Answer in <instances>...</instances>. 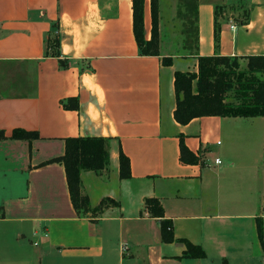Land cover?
Returning <instances> with one entry per match:
<instances>
[{
  "label": "crops",
  "instance_id": "1",
  "mask_svg": "<svg viewBox=\"0 0 264 264\" xmlns=\"http://www.w3.org/2000/svg\"><path fill=\"white\" fill-rule=\"evenodd\" d=\"M181 3L156 0L159 56H142L132 0H0V264H264V118L175 122L174 74H197L184 47L192 18L179 17ZM196 9L199 56L242 64L264 56V0H196ZM53 26L59 58L44 55ZM151 29L144 0L145 41ZM69 99L77 110L63 107ZM14 130L39 139L11 140ZM244 136L255 147H239ZM79 137L110 141L107 172L80 174L91 208L116 203L95 216H77L61 163L42 166ZM181 140L198 164L180 162ZM120 152L128 179L119 176ZM145 199L160 203L174 242L162 241L160 221L142 211ZM177 240L205 258L184 257Z\"/></svg>",
  "mask_w": 264,
  "mask_h": 264
},
{
  "label": "trees",
  "instance_id": "2",
  "mask_svg": "<svg viewBox=\"0 0 264 264\" xmlns=\"http://www.w3.org/2000/svg\"><path fill=\"white\" fill-rule=\"evenodd\" d=\"M143 3L144 0H132L133 35L140 55L159 56L157 53V5L156 0H150L151 5V38L144 39L143 31ZM180 18H192L186 28L187 39L184 47L189 56L197 60V74H174L175 110L173 118L176 123L186 125L191 120L200 117L219 118H264V56H249L243 58V67L239 59L227 57H201L197 52V9L196 0L182 1L178 12ZM194 47H190V39ZM217 33L215 42L217 43ZM46 57L59 58V35L57 29L46 34ZM60 67L67 68L65 61L60 60ZM164 66L171 65L170 58H163ZM195 82V88L193 83ZM70 104L62 105L65 109H78L77 100L69 99ZM4 133L0 131V141L5 140ZM11 140L32 142L38 140L35 132L14 130ZM109 139L108 138H68L64 140V154L52 159L42 166L61 163L64 167L68 194L74 211L79 217L95 216L105 206H115L116 203L109 199L103 200L96 208H91L80 183V174L91 171L97 175H104L109 164ZM180 162L185 165L198 164V158L190 153L180 141ZM119 176L121 179L130 178L129 160L119 153ZM148 211L152 218L160 221L161 238L164 243L174 242L172 225L164 220L160 203L156 199H145L142 211ZM257 233L264 253V236L260 220H257ZM185 245L183 256L190 259L205 258L204 251L185 240H177Z\"/></svg>",
  "mask_w": 264,
  "mask_h": 264
},
{
  "label": "rangeland",
  "instance_id": "3",
  "mask_svg": "<svg viewBox=\"0 0 264 264\" xmlns=\"http://www.w3.org/2000/svg\"><path fill=\"white\" fill-rule=\"evenodd\" d=\"M182 1H184V0H182ZM189 39H190V47L193 48L194 47V43H193V41H191V36L189 37ZM240 64H241V67H243V64L242 63H240ZM250 127H251L250 124H242V128H248L249 129ZM257 128H259V127H257ZM251 140H253L252 137H251ZM251 140H249V138L245 137V136L241 137L239 142H238V145H239V147H255L256 142L254 143V141H251ZM257 147H259V142H258ZM262 186L263 185L260 184V182L259 183H255V185H252V189H255V191H257L258 194H256L257 195V199L255 201H251V202H256L257 204L259 203V192L262 190ZM245 200L246 199H243V200L239 201V203H241V204H239L240 208H243V207L247 206V204H246L247 202ZM229 202H231V200H228L227 198L224 199V203H225L226 207H228ZM258 220H260V219H258ZM260 223H261V221H260ZM0 240H2L1 237H0Z\"/></svg>",
  "mask_w": 264,
  "mask_h": 264
},
{
  "label": "built area",
  "instance_id": "4",
  "mask_svg": "<svg viewBox=\"0 0 264 264\" xmlns=\"http://www.w3.org/2000/svg\"><path fill=\"white\" fill-rule=\"evenodd\" d=\"M215 163H219V161H218V160H216V161H215Z\"/></svg>",
  "mask_w": 264,
  "mask_h": 264
}]
</instances>
